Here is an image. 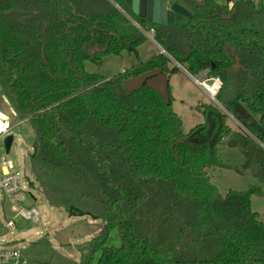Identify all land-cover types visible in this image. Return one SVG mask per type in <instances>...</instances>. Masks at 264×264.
Wrapping results in <instances>:
<instances>
[{
  "label": "trees",
  "instance_id": "trees-1",
  "mask_svg": "<svg viewBox=\"0 0 264 264\" xmlns=\"http://www.w3.org/2000/svg\"><path fill=\"white\" fill-rule=\"evenodd\" d=\"M187 4L191 17L157 25L135 15L132 0H0V100L35 131L32 173L51 206L104 220L77 245V261L31 264H264V220L252 207L262 185L222 194L209 175L235 168L219 157L228 138L264 184V4ZM124 11L154 27L168 54L110 78L88 71V60L137 53L147 40ZM172 59L219 77L218 99L242 126L206 103V120L184 132L171 92L166 103L146 85L123 87L151 69L176 72ZM114 229L121 244L107 245Z\"/></svg>",
  "mask_w": 264,
  "mask_h": 264
},
{
  "label": "rangeland",
  "instance_id": "rangeland-1",
  "mask_svg": "<svg viewBox=\"0 0 264 264\" xmlns=\"http://www.w3.org/2000/svg\"><path fill=\"white\" fill-rule=\"evenodd\" d=\"M216 1L225 3L226 0ZM254 1L259 6L264 4V0ZM125 14L128 16L127 13ZM158 50L160 49L157 44L148 38L138 47L137 53L125 50L120 55L105 56L98 63L88 60L86 68L90 72H97L110 78L150 57ZM170 66H173V61L170 62ZM169 88L174 98L173 109L182 118L184 132H189L194 126L206 120L204 111L199 107L201 104H215L226 111L225 106L218 99V95L217 101L213 100L208 92L196 84L192 76H189L181 67L176 72L169 74ZM0 101V109H2L0 112L8 120V125L11 126L10 133L15 136L9 153L4 148L3 139L0 138V158L6 155L22 173V182L30 193L22 200L21 206L24 208L35 207L40 212V219L37 221L17 215L18 212L13 210V205L0 192V241L22 248L32 262L48 260L53 263H68L77 261L80 257L77 245L96 237L102 231L104 220L102 218L94 219L89 215L73 216L64 207H55L48 203L30 166V153L33 151L35 131L28 119H18L10 111V106L2 99ZM227 113L228 123L232 128H240L242 125L238 120L229 112ZM219 157L223 162L235 167L215 166L209 169L213 183L218 186L222 194H225L229 189L243 190L254 185H262L264 191V184L253 176L245 166L243 152L235 147L228 138H224L220 143ZM27 178L35 181V187L30 188L29 185H26ZM252 207L264 220V193L253 195ZM9 220H14V227L8 226ZM42 238H47L50 244L39 243L38 241ZM120 244L119 233L114 229L109 235L107 245Z\"/></svg>",
  "mask_w": 264,
  "mask_h": 264
},
{
  "label": "built area",
  "instance_id": "built-area-1",
  "mask_svg": "<svg viewBox=\"0 0 264 264\" xmlns=\"http://www.w3.org/2000/svg\"><path fill=\"white\" fill-rule=\"evenodd\" d=\"M225 3L231 9L234 6L235 0H226ZM135 24L144 33L148 34L153 41H156L154 27L144 28L138 22H135ZM161 51L168 54L163 47H161ZM191 76L196 84L204 88L210 97L217 101V95L222 86V81L219 77H208L205 71H201L197 75L191 74ZM10 132L11 126L8 125L6 120H2L0 122V138L3 139ZM25 183L29 185V178L26 179ZM29 187L32 188L30 185ZM0 192L13 205V210L18 212L17 215L35 221L40 219V212L37 208H24L21 206L22 200L30 192L26 190V186L22 182L21 171L16 168L15 163L8 159L6 155L0 158ZM32 197L34 196L32 195ZM7 224L10 227L15 226L14 220H9ZM0 264H31V261L22 248H17L11 246L8 242L4 243L0 241Z\"/></svg>",
  "mask_w": 264,
  "mask_h": 264
},
{
  "label": "water",
  "instance_id": "water-1",
  "mask_svg": "<svg viewBox=\"0 0 264 264\" xmlns=\"http://www.w3.org/2000/svg\"><path fill=\"white\" fill-rule=\"evenodd\" d=\"M132 10L135 15L157 25L173 24L176 21L177 15L187 18L192 15L191 10L184 6L181 0H132ZM133 23L135 24V22ZM92 58H94V55ZM238 63L239 60L237 59L236 67L239 66ZM144 85L157 91L166 103H170L169 74L155 68L130 78L123 83V87L129 92L140 90ZM14 137L13 133H8L3 137V144L7 153L11 150ZM29 185L32 188L35 187V181L29 178ZM68 212L73 216L89 215L94 219L99 218L91 211L81 210L74 206H71Z\"/></svg>",
  "mask_w": 264,
  "mask_h": 264
},
{
  "label": "crops",
  "instance_id": "crops-1",
  "mask_svg": "<svg viewBox=\"0 0 264 264\" xmlns=\"http://www.w3.org/2000/svg\"><path fill=\"white\" fill-rule=\"evenodd\" d=\"M203 1V0H202ZM201 0L199 1V2H202ZM181 3L184 5V6H186L187 8L189 7L188 6V4H187V0H181ZM128 17H130V19L133 21V22H137L136 20H135V18L132 16V15H129L128 14ZM145 35H146V37H147V39L148 38H150L149 36H148V34H146V33H144ZM151 39V38H150ZM147 41V40H146ZM145 41V42H146ZM151 41H153L152 39H151ZM154 43H156L157 44V46L159 47V49L160 50H158L156 53H154V54H157V53H161V45L157 42V41H153ZM153 54V55H154ZM152 56V55H151ZM147 58H149V57H147ZM147 58H145V59H147ZM172 61H173V65H176L177 67H178V70H179V67H181L186 73H188L189 74V76H191V73H189L180 63H178L177 61H175L174 59H172ZM108 78V77H107ZM2 101H5V103H7V105H9L10 106V111L14 114V111H13V108L11 107V105H10V103H9V101H8V99L5 97V96H3L2 97ZM1 102V101H0ZM0 110H2V109H0ZM2 120H6V118H5V116L4 115H2V113L0 112V122H2ZM7 121V123H9L8 122V120H6ZM36 199V198H35ZM32 262V261H31Z\"/></svg>",
  "mask_w": 264,
  "mask_h": 264
}]
</instances>
